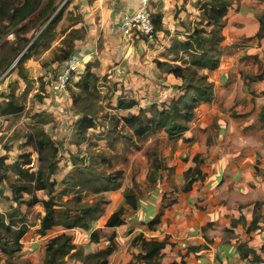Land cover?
<instances>
[{
  "label": "rangeland",
  "instance_id": "rangeland-1",
  "mask_svg": "<svg viewBox=\"0 0 264 264\" xmlns=\"http://www.w3.org/2000/svg\"><path fill=\"white\" fill-rule=\"evenodd\" d=\"M67 1L43 0L40 8L18 27L0 17V157H8V166L1 172L5 178H0V214L6 216L12 208L20 210L30 226L22 239L20 253L10 256L0 248V264H46L49 245L64 232L72 235L74 248L61 257L58 264H100L103 261L129 264L141 250L136 236L143 233L147 239L162 240L168 235L166 229H162L161 220L150 228L149 219L144 220L138 213L140 207L146 209L155 204L160 212L162 207L176 204L181 195L188 199L192 210L188 220H184L189 231L176 241H172L171 235L174 245L163 251L162 264H181L182 258L187 264H198L199 256L188 251L191 247H198L200 253L206 254L207 264L259 261L251 253L244 259L240 253V258H234V254L212 251L218 246L234 247L237 251L240 245L243 251L253 248L260 260L264 259V121L261 118L264 36L258 39L253 23L245 20L250 14L255 17L253 22L258 20L264 13V0H227L231 1V6L224 18L225 38L208 45V49L220 57L219 67L204 70L214 84V99L196 106L189 121L178 118L177 123L181 121L187 129L174 135L155 123L146 134L137 135L124 117L140 113L155 116L181 95L175 88L173 74L157 72L156 60L160 57L161 61L178 64L191 62L190 54L181 51L178 55H169L167 48L178 39L190 42V35L199 28L212 31L214 26L204 21L205 12L209 5L222 0H194V11L179 22V30L173 35L170 33L171 38L162 43L165 48H158V53L142 61L132 59V54L121 62L113 57L112 62H104L96 56L89 62L87 58L86 70L71 81L68 91L61 92L55 77L62 64L55 61L56 56L61 53L59 49L64 41L71 40L72 30L81 26L85 27L86 35L75 41L74 53L90 55L84 47L88 41L86 16L95 3V0H71L59 13ZM56 6L58 10L53 13ZM58 13L59 19L46 44L20 62L21 55L20 59L16 55L20 44L32 43ZM80 17L83 22L72 26ZM238 24L249 29V34L235 36ZM101 41L102 36L95 46L101 45ZM151 46L154 45L147 44V52L154 50ZM101 50L98 53L101 54ZM88 69L97 79L93 80L89 93H85L78 83ZM75 93L87 97L83 105H91L96 118V127L90 129L86 137L78 132L77 122L81 117L73 105ZM119 98L135 99L138 106L119 109ZM10 99L22 108L19 113L5 112ZM164 121L168 120L164 118ZM41 131L51 138L58 150L59 170L53 176L57 181L55 195L59 197L69 191L63 195L64 201L82 195L74 205L98 203L97 208L102 210L90 230L66 231L56 226L43 235L40 233L45 214L42 204L28 207L13 200L11 185L18 183L13 165L19 162L31 172L36 171L39 165L36 144L42 139ZM86 167L89 168L87 175L95 172L117 177L120 187L97 193L92 184L74 190L63 184L71 173L75 181L82 179L76 169ZM126 192L136 195L139 209L128 208L126 220L132 218L126 224L107 227L112 213L124 205ZM37 195L41 199L48 198L44 191H38ZM29 198L25 194V199ZM171 207L165 208L163 214ZM14 217L21 219L18 212H14ZM0 232L5 239H10L5 229L0 227ZM187 238L197 243L181 248L183 242L191 243Z\"/></svg>",
  "mask_w": 264,
  "mask_h": 264
},
{
  "label": "trees",
  "instance_id": "trees-1",
  "mask_svg": "<svg viewBox=\"0 0 264 264\" xmlns=\"http://www.w3.org/2000/svg\"><path fill=\"white\" fill-rule=\"evenodd\" d=\"M43 0H0V17L1 20L5 19L10 22L14 27H18L24 21H26L31 15H33L41 6ZM68 0L63 8L59 11L63 12L66 5L70 3ZM231 6V1L222 0L220 3L209 5L205 12L204 21L208 25L214 26L212 31L205 29H197L190 35V42L183 40H176L175 43L167 48L169 55H178L183 51L186 54L192 56L191 62L182 64L172 63L169 61H156L158 69L167 74H173L176 78L182 80V84L176 85L175 88L179 90L180 96L173 99L170 105L160 111L158 114L152 117L140 113L138 115L131 114L129 117H124L126 124L133 129L137 135L146 134L151 124L155 123L158 127H163L164 130L171 135L176 133H182L187 129L178 118L183 121H189L192 118L194 109L196 106L203 102H211L214 99V84L209 81L208 74L204 73V70L213 71L219 67L220 57L214 55L211 49H208L210 43H219L225 37L223 35V29L225 27V17L228 13V9ZM56 6L53 9L57 11ZM59 13L54 17L50 24L45 27L41 33L33 39L32 43L23 42L20 44V48L17 50V57L21 56L20 62L24 59H28L32 56L33 52L46 44V41L51 34V30L54 24L59 19ZM153 21L155 25V33L164 31L163 27V15L161 13H155L153 15ZM83 19L77 18L73 21L72 26L81 24ZM259 29L256 33L258 39L263 38L264 33V13L258 17ZM20 31H18L19 35ZM85 27L74 28L71 32V40L64 41V46L60 47V52L55 61L63 64L69 60L74 54L75 41L85 37ZM215 50V49H214ZM16 57V58H17ZM20 70V69H19ZM21 73V72H20ZM22 77L26 79V75L21 73ZM57 74V72H56ZM97 79L95 73L88 72L80 82L82 92L89 93L91 90L93 80ZM87 97L83 93H75L73 97V105L77 113L80 115V119L77 122L78 132L82 136L86 137L88 131L96 127V118L91 109V105L84 104ZM13 99H10L9 107L5 110L7 113H19L22 108L14 103ZM138 106V101L131 99L126 101L125 99H118L117 108L123 110H130ZM166 118L168 121H164ZM261 118L264 121V110L262 111ZM148 122V124H146ZM43 136H42V135ZM40 136L42 139L38 140L36 144V151L39 154V165L36 171L31 172L28 168L16 162L13 165L16 174L18 175V183L11 185L13 192V200L18 204H26L28 207H34L37 204H42L45 214L41 219L40 233L45 235L47 231L56 226H62L66 231L74 228H82L84 230H90L93 227L94 222L97 220L102 210L97 208L98 203L89 206H76L73 202L80 201L82 195H76L66 201L63 200L62 193L59 197L55 195L57 181L53 179L59 170V160L57 158V147L55 143L48 138L43 131ZM8 157L6 155L0 157V178H5L1 174L3 168H6ZM89 168H78L76 173L83 176L82 179H77L71 173L67 176V179L63 181V184H68L72 190L74 188L91 185L95 186L97 193H105L111 190L118 189L120 187L117 183V177L91 172L92 175H87L86 170ZM259 171V170H258ZM121 174V173H120ZM192 182V181H191ZM188 188L187 190H189ZM46 192L48 198L41 199L38 197L37 192ZM25 194L29 195V199H25ZM172 204H168L160 210V212L153 218L147 221L150 228H154L160 223L163 210L171 207ZM63 208V209H59ZM128 208L139 209L136 195L126 192L124 205L112 213L107 222V227H119L126 224V212ZM14 212H18L21 215V219L17 220L14 217ZM7 220L9 221L7 223ZM257 224V220L254 221ZM0 227L5 229L10 235V239H5L4 235L0 232V248L4 254L14 256L20 253L23 249L22 239L29 231V224L25 221L24 215L20 210L12 208L6 216L0 214ZM135 241H140L138 244L141 246L140 252L135 256V261L129 264L143 263V264H162L164 257L163 251L168 246H173L174 243L170 240V235H166L162 240L157 238L147 239L143 233L136 236ZM74 248L73 237L71 234L64 232L60 236L52 240L48 247V258L46 264H58L61 257ZM192 252H197L198 247H191ZM242 258H248L249 254L256 256L260 261V257L257 256V252L254 249H248L243 251L242 245L238 247ZM258 262V261H257ZM257 262H253L256 264ZM11 264V262H10ZM100 264H107V261H103ZM181 264H187L182 258Z\"/></svg>",
  "mask_w": 264,
  "mask_h": 264
},
{
  "label": "crops",
  "instance_id": "crops-1",
  "mask_svg": "<svg viewBox=\"0 0 264 264\" xmlns=\"http://www.w3.org/2000/svg\"><path fill=\"white\" fill-rule=\"evenodd\" d=\"M185 1H187L188 3H185ZM193 2L194 0H156L152 6V11L154 14L161 13L163 15L164 31L158 32L156 37L153 40L149 41L143 38H131L130 36H127L122 30L124 17L136 12L139 9V0H95L94 6L89 10V13H87L86 16V19H88L89 21L86 25V27H88V41L86 42L84 47L90 51L87 52L90 55H85L86 58H88L90 62L96 56V58L107 62L111 61V57H113L117 59L118 62H121V60L128 54H132V59L142 61L145 57H150L152 53H158L157 49H161L164 47L162 43H166V40L168 38H171L169 37L170 33H172L173 35L176 30H179L180 25H178V23L183 21L185 17L188 16V14H192V12L194 11V6L192 4ZM182 4L185 5L184 8ZM253 18L255 17L250 14V16L246 17L245 20L251 21L254 25V30L257 29L258 32L259 22L257 19H255V21L253 22ZM234 32L235 36H243L244 34H249L250 30L238 24ZM101 36L103 38V41H101V45H99L98 43V45L95 46V42L97 41V39L100 40ZM183 37L185 38V36ZM227 40L228 38H226V41ZM149 43H152V45H154L151 46L154 50L147 52L146 46ZM100 47L102 50L100 49ZM99 50H101V54L98 53ZM160 59L161 58L159 57L156 61ZM157 70V72L159 73L160 70L158 68ZM162 74L166 75V73ZM175 79L176 85L182 84L181 79H178L176 77ZM140 209L141 210L138 213L142 216V218L145 217L144 220H146L147 218L153 219L159 213V208L155 207V204L148 205L146 209L144 206H142L140 207ZM191 212L192 210L188 205V199L186 200V197H182V195L180 196L176 204L174 203V205L170 209L165 210L163 216L161 217V225L162 229H166V234L170 235V237L172 235V241L178 240L177 238L183 237V235L189 231H186L184 220H188ZM131 218L132 217L128 218L126 222ZM138 221H141V218ZM191 238L194 239V237L192 236ZM191 238H187V240L190 241ZM190 242L191 243L183 242L181 248H184L185 246L191 247L190 244L197 243V241ZM228 247L229 246H218L216 249H212V251L216 252L218 250L217 252L221 251L231 255L234 254V258H240V252L237 251V248L235 249L234 247H232L229 249ZM189 250L190 249L188 248V251ZM199 251L200 250H198L197 252H193L196 253V256H199L197 260L198 264H207L206 259L204 258L206 254L203 255V253H200ZM194 258L196 259V257Z\"/></svg>",
  "mask_w": 264,
  "mask_h": 264
},
{
  "label": "built area",
  "instance_id": "built-area-1",
  "mask_svg": "<svg viewBox=\"0 0 264 264\" xmlns=\"http://www.w3.org/2000/svg\"><path fill=\"white\" fill-rule=\"evenodd\" d=\"M156 0H139V9L126 15L123 20L122 30L127 36L138 39L153 40L156 37L155 25L153 21L152 6ZM86 56L81 53H74L72 57L65 61L56 74L55 83L60 91H68L71 81L75 77H80L86 70ZM256 264H264V259Z\"/></svg>",
  "mask_w": 264,
  "mask_h": 264
},
{
  "label": "water",
  "instance_id": "water-1",
  "mask_svg": "<svg viewBox=\"0 0 264 264\" xmlns=\"http://www.w3.org/2000/svg\"><path fill=\"white\" fill-rule=\"evenodd\" d=\"M42 30H43V29H42ZM42 30H41V31H42ZM41 31H40V32H41ZM21 56H22V55H21ZM19 59H20V57H19Z\"/></svg>",
  "mask_w": 264,
  "mask_h": 264
}]
</instances>
